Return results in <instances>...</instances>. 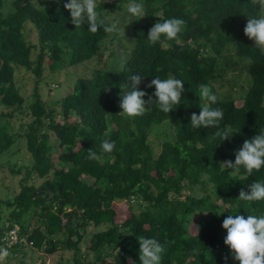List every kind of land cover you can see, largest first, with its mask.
I'll use <instances>...</instances> for the list:
<instances>
[{
	"label": "trees",
	"instance_id": "1",
	"mask_svg": "<svg viewBox=\"0 0 264 264\" xmlns=\"http://www.w3.org/2000/svg\"><path fill=\"white\" fill-rule=\"evenodd\" d=\"M3 1L0 105L5 108L21 109L24 102L15 83L17 69L30 71L39 80L44 59L56 70L90 61L103 47L107 33L103 29L90 33L87 24L75 27L63 7L67 0L45 4L10 0L5 11ZM143 3L147 16L129 19L133 44L123 70L117 57L116 65L77 78L72 91L52 104L41 99L35 85L29 104L32 120L22 134L31 165L20 180V191L3 202L11 209L0 225V246L4 244L2 236L15 224L26 240L8 247L12 255L33 247L47 254L71 250L75 264H139L137 240L144 236L161 244L171 242L165 245L161 264H224V255H229L227 264H239L223 244L226 230L221 224L227 215L264 213V200L249 203L238 199L242 188L247 190L253 181L264 180V167L248 176L243 167L236 173L222 170L220 163L234 162L243 141L264 129V53L243 34L245 15L257 16L261 9L251 0ZM105 6L99 5L102 9ZM173 17L184 19L186 30L175 41L161 37L162 43L149 46L146 38L150 27L158 19ZM27 24L38 34L35 59L31 57L34 45L23 32ZM231 49L252 61L245 68L251 82L244 95L239 93L240 104L229 94L220 97L212 83L217 59ZM132 74L143 77L139 88L149 95L154 88L145 85L153 77L181 79L184 92L180 105L168 115L155 104L135 118L121 115L119 93L129 90L124 86ZM201 83L220 97L212 107L223 109L219 127L232 129L230 140L215 137L214 127L194 129L190 125V115L199 114L204 103L198 91ZM166 124L172 126L173 136L162 137L155 155L148 136L153 127ZM9 129L7 122L0 124V153L21 137ZM49 132L54 134L56 145ZM104 138L115 141L113 152L101 150ZM89 148L101 159H86ZM35 177L43 179L39 185H35ZM184 187L189 192L184 194ZM194 187L209 192L194 196ZM136 206L138 213L133 210ZM27 214L35 220L30 227V220L28 224L23 220ZM191 221L197 228L194 234L188 231ZM102 225V229L88 233L89 227ZM84 240L94 259L82 263L79 245Z\"/></svg>",
	"mask_w": 264,
	"mask_h": 264
},
{
	"label": "clouds",
	"instance_id": "2",
	"mask_svg": "<svg viewBox=\"0 0 264 264\" xmlns=\"http://www.w3.org/2000/svg\"><path fill=\"white\" fill-rule=\"evenodd\" d=\"M106 0H67L63 4L65 10L70 13L71 23L75 27L87 24L90 33H97L103 29L105 33L125 35V26L120 24L118 19L110 17V13L99 7ZM251 4L258 6L261 12L257 16L245 15L247 22L243 28V34L264 53V0H251ZM126 12L130 17L143 18L146 15L143 0H128ZM186 21L181 18L158 19L147 33L149 46L162 43L161 37L166 41H175L179 35L186 30ZM119 66L123 70L127 64L128 55L125 50L118 49ZM245 63L251 64V58H245ZM143 77L139 74H132L128 77V83L124 86L129 90L119 93L120 114L129 118L143 115L150 106L155 104L158 109L169 114L181 103L182 93L184 92V82L172 75L167 78L155 76L145 85V88H154L150 95L140 90L139 85ZM108 88L106 91H108ZM199 97L204 103L199 107V114L193 112L190 115V125L192 128H216L215 137L221 141L230 140L233 131L229 127L220 129V121L223 119V109L212 107L219 102L220 97L212 91V88L204 83L198 85ZM147 96V100L144 97ZM101 150L111 153L116 147L115 141L104 138L101 141ZM186 155V154H185ZM89 160H100L101 157L92 149L87 150ZM222 170L233 169L238 173L243 167L245 173L251 176L254 171H259L264 167V129L258 131L251 139H245L242 146L235 152V160H224L220 163ZM238 199L244 202H256L264 200V180L253 181L239 191ZM193 219V217L191 218ZM222 229L226 230L223 244L229 249L231 259L238 261L239 264H264V213L248 215H227L222 221ZM192 229L197 228L192 223ZM139 244L138 259L139 264H161L162 253L165 245L171 243L165 241L161 244L155 238L141 236L137 240ZM8 247L0 246V264L11 256ZM224 264H227L229 255L222 257ZM131 264H135L132 261Z\"/></svg>",
	"mask_w": 264,
	"mask_h": 264
},
{
	"label": "rangeland",
	"instance_id": "3",
	"mask_svg": "<svg viewBox=\"0 0 264 264\" xmlns=\"http://www.w3.org/2000/svg\"><path fill=\"white\" fill-rule=\"evenodd\" d=\"M36 3L45 4L48 0H35ZM4 11L8 8L10 0L3 1ZM127 1L120 2L117 0H106V6L103 8L109 12L110 17L118 19L122 26H125V35L108 34L104 40L101 51L97 53L92 60L85 61L73 66H64L62 68L51 70L50 61H43L42 76L39 80L34 77L30 71L23 68L15 71V83L19 88L20 93L24 97V102L21 109L14 110L12 108H5L0 105V124L7 122L10 133L20 134L21 137L17 138L14 143L4 152L0 153V225L4 222L5 217L9 214L10 209L3 202L11 199L16 195L21 188L20 180L25 175V169L31 165V156L25 148V139L22 136L27 124L31 122L32 116L29 110V104L32 101L33 91L35 85H37L38 93L42 100L48 104H52L58 99H61L65 94L70 93L73 88V84L77 78L81 76L91 75L94 69H105L113 64H117L114 59L118 57V49L125 50L128 55L129 50L132 47L133 39L130 33V16L126 12ZM24 36L27 41L34 45L32 49L31 57L36 58L39 52V40L36 29L33 25L27 24L24 27ZM112 51L113 55L110 54ZM249 64L245 63V58L235 54V50L231 49L229 53L220 56L217 59L214 75L216 79L212 81L215 86L216 93L222 97L227 94L234 97L237 104H240L239 93L242 95L248 90L251 79L249 73H246L245 68ZM247 69V68H246ZM248 75V76H247ZM59 109V105H56ZM59 118V114L56 115ZM166 130H163V128ZM44 130V127L41 128ZM50 133V140L54 145L57 144L55 136ZM173 136L171 125H161L152 128L149 134V140L154 148L155 155L160 151L161 140L164 135ZM43 179H34L35 185H39ZM182 192L185 194L189 192L188 188L184 187ZM208 190L203 191L199 187H194L191 190V194L194 196H200ZM134 212L138 213L139 207H134ZM197 216V215H196ZM195 217V216H194ZM23 220L29 227L35 220L30 219V215H24ZM192 223L196 228V225L191 221L188 225V231L191 234L196 232L192 229ZM5 226L9 223H3ZM14 227L19 230V225L15 224ZM103 228L99 226L89 227L88 233L91 235L93 232ZM87 242L82 241L79 245V256L82 257V263L92 261L94 259L92 252L87 249ZM111 258H108V261ZM106 260V261H107ZM107 261V263H108ZM4 264H75L73 251L60 250L54 254H47L42 248L36 249L33 247H25L14 253L11 257H8Z\"/></svg>",
	"mask_w": 264,
	"mask_h": 264
},
{
	"label": "built area",
	"instance_id": "4",
	"mask_svg": "<svg viewBox=\"0 0 264 264\" xmlns=\"http://www.w3.org/2000/svg\"><path fill=\"white\" fill-rule=\"evenodd\" d=\"M1 240L4 243L2 246L5 247H11L19 242H26L24 237L19 235L18 229H16L15 227L8 229L2 236Z\"/></svg>",
	"mask_w": 264,
	"mask_h": 264
}]
</instances>
